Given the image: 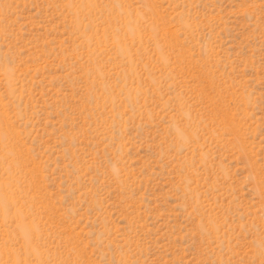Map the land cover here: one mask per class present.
Masks as SVG:
<instances>
[{
    "label": "rangeland",
    "instance_id": "rangeland-1",
    "mask_svg": "<svg viewBox=\"0 0 264 264\" xmlns=\"http://www.w3.org/2000/svg\"><path fill=\"white\" fill-rule=\"evenodd\" d=\"M0 264H264V0H0Z\"/></svg>",
    "mask_w": 264,
    "mask_h": 264
}]
</instances>
